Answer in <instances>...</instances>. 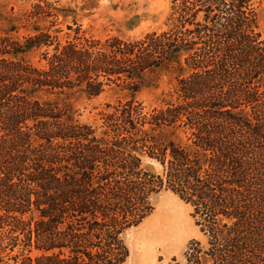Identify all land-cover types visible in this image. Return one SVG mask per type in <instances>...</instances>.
I'll return each mask as SVG.
<instances>
[{"label": "trees", "instance_id": "obj_1", "mask_svg": "<svg viewBox=\"0 0 264 264\" xmlns=\"http://www.w3.org/2000/svg\"><path fill=\"white\" fill-rule=\"evenodd\" d=\"M257 1L206 0L205 20L221 33L215 45L208 35V48L191 58L199 70L180 80L184 102L155 117L161 131L151 138V157L165 174L134 155L138 146L126 134L139 128L129 112L127 120L107 119L99 132L58 101L64 66L68 73L79 54L75 46L65 48L67 65L55 52L41 68L26 56L49 45L47 32L36 26L24 41L13 36L17 26L0 32V264H125L122 234L145 215L146 198L159 186L193 208L205 235V244L190 243L185 264H264V36ZM190 46L172 43L167 56L176 59ZM81 78L92 94L100 92L90 71ZM184 117L192 129L186 140L175 135ZM138 175L144 180L136 182ZM19 242L42 253L15 254L8 263L1 253Z\"/></svg>", "mask_w": 264, "mask_h": 264}, {"label": "rangeland", "instance_id": "obj_2", "mask_svg": "<svg viewBox=\"0 0 264 264\" xmlns=\"http://www.w3.org/2000/svg\"><path fill=\"white\" fill-rule=\"evenodd\" d=\"M206 4V0H0V32L17 26L13 36L23 41L35 34L36 26L47 32L49 45L26 56L41 68L49 67L55 52H62L63 64L67 65L65 48L75 46L79 54L68 73L64 66L63 92L57 94L58 101L72 109L75 121L91 124L99 132L106 129L107 119H120L129 112V120L139 128L137 133L126 134L138 146L134 155L157 174H165L163 166L151 157L155 151L151 138L161 131L155 117L184 102L179 95L180 80L199 70L193 68L191 58L208 48V35L215 45L221 33L217 22L205 20ZM257 8L259 30L264 36V0L257 1ZM213 9L212 15L218 13ZM207 25L212 30H207ZM172 43L191 44L193 49L171 60L167 50ZM213 59L212 64L215 55ZM121 69L124 71L114 72ZM86 70L100 88L98 94H92L82 81ZM182 119L176 123L175 135L186 140L192 129L185 117ZM164 128L169 135L170 127ZM139 176L133 179L143 181L144 175L143 180ZM157 188L146 198L145 215L139 221L130 219L131 225L122 234L128 249L125 264H185L190 243H206L192 215L193 208L166 186ZM137 206L135 203L133 210L139 209ZM2 233L0 228V236ZM25 248L19 242L1 255L8 263H15V254L35 257L42 253Z\"/></svg>", "mask_w": 264, "mask_h": 264}]
</instances>
